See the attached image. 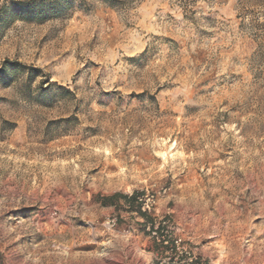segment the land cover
<instances>
[{
    "label": "rangeland",
    "instance_id": "rangeland-1",
    "mask_svg": "<svg viewBox=\"0 0 264 264\" xmlns=\"http://www.w3.org/2000/svg\"><path fill=\"white\" fill-rule=\"evenodd\" d=\"M12 1L52 0H0V69L25 67L0 73V264H264V63L238 0H69L42 23Z\"/></svg>",
    "mask_w": 264,
    "mask_h": 264
},
{
    "label": "trees",
    "instance_id": "trees-1",
    "mask_svg": "<svg viewBox=\"0 0 264 264\" xmlns=\"http://www.w3.org/2000/svg\"><path fill=\"white\" fill-rule=\"evenodd\" d=\"M241 7L238 13L237 18L240 19V29L244 31L246 34L250 36L252 41L256 44L257 50L254 54L257 60H260L264 63V0H238ZM69 0H52L46 1L43 3H35L31 5L29 1H12L10 7L6 5L2 8V11L6 12L4 14L10 15L13 12H17L22 18L27 19L28 21H34L36 23H42L46 19L56 18L60 16L67 9V4ZM2 16H4L2 14ZM7 67L10 69L16 68H25L17 62L10 63L9 61H5L0 69V73H4L7 70ZM31 75H35L40 73L39 70L33 68H27ZM41 82L40 84H42ZM51 83L46 81V88L43 89L42 93L45 98L48 97L49 89L51 87ZM57 90L63 92L65 95H71L68 90L63 89L62 87H57ZM138 193H133L130 197L121 196L126 204L135 210V213L147 220V215L145 212L141 211V199L138 198ZM113 198V197H112ZM112 198L107 200H112ZM158 228L156 232H158ZM157 249H166V245L164 243H154ZM154 264H163L161 262H154ZM167 264H182L174 262L172 258H170ZM187 264V263H186ZM195 264V263H193Z\"/></svg>",
    "mask_w": 264,
    "mask_h": 264
}]
</instances>
